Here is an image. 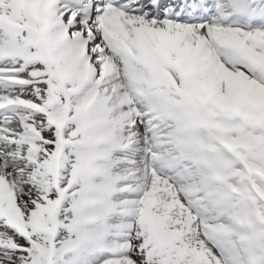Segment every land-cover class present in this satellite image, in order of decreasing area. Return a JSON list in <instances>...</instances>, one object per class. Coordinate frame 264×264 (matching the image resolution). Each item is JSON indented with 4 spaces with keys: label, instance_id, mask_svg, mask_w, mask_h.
<instances>
[{
    "label": "snow or ice",
    "instance_id": "snow-or-ice-1",
    "mask_svg": "<svg viewBox=\"0 0 264 264\" xmlns=\"http://www.w3.org/2000/svg\"><path fill=\"white\" fill-rule=\"evenodd\" d=\"M0 264H264V0H0Z\"/></svg>",
    "mask_w": 264,
    "mask_h": 264
}]
</instances>
